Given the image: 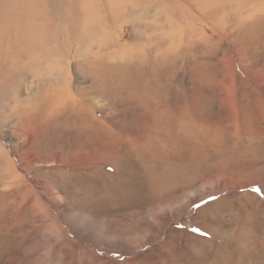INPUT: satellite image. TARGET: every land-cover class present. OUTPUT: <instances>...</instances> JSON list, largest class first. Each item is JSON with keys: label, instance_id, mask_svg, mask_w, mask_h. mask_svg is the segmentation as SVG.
Wrapping results in <instances>:
<instances>
[{"label": "rangeland", "instance_id": "rangeland-1", "mask_svg": "<svg viewBox=\"0 0 264 264\" xmlns=\"http://www.w3.org/2000/svg\"><path fill=\"white\" fill-rule=\"evenodd\" d=\"M3 153L74 250L16 186L0 264H264V0H0Z\"/></svg>", "mask_w": 264, "mask_h": 264}, {"label": "bare ground", "instance_id": "bare-ground-1", "mask_svg": "<svg viewBox=\"0 0 264 264\" xmlns=\"http://www.w3.org/2000/svg\"><path fill=\"white\" fill-rule=\"evenodd\" d=\"M216 10V14H218L217 12H223V11H225L226 9H225V7H222L221 6V8H219V9H215ZM214 10V11H215ZM137 19L138 18V11H136L135 13H134V19ZM151 18V17H150ZM228 17H227V15H226V18H224V20H226ZM154 20V19H153ZM114 21V20H113ZM140 21V20H139ZM208 21V20H207ZM190 23H192V22H190ZM152 26V25H151ZM190 27H191V25H190ZM186 28V27H185ZM194 28V27H193ZM192 28V29H193ZM197 28V27H196ZM184 29V28H183ZM193 30H195V29H193ZM117 31V30H116ZM191 31V30H190ZM188 33V35L187 36H189V32H187ZM115 34V32L114 31H111L110 32V36H112V35H114ZM181 37V36H180ZM156 38L157 37H151L149 40H146L148 43H149V45L146 47V46H144V48L142 47L141 49V53H142V57H145L146 59H150V55L152 54V53H154L155 54V52L157 51V48H156V46H157V40H156ZM185 38H187V37H185ZM183 41H185V39L183 40ZM86 43H88L87 41H86ZM151 46V47H150ZM90 47V46H89ZM89 47H88V45H86V51H84V52H86L87 54H88V56H90L91 54L89 53ZM178 47V46H177ZM189 47V46H188ZM81 49L80 48H77L76 49V52H77V54L79 55V54H81L83 51H80ZM80 51V52H79ZM79 52V53H78ZM157 53V52H156ZM85 54V53H84ZM83 54V55H84ZM58 63V62H57ZM57 65V64H56ZM64 65L65 66H63L64 68H63V70H61L62 68H60V70L61 71H63L64 72V78L63 77H61V72H59V73H55L54 72V76L53 77H51V78H49L48 80H47V82L49 83V84H52L53 82H54V80H55V82H58L59 83V81L60 80H64L65 79V75L66 74H68L69 73V67H70V61H67V64H65L64 63ZM58 68V67H57ZM56 70V69H55ZM51 73H53V72H51ZM51 76V75H50ZM63 76V75H62ZM67 77V76H66ZM55 78H57V79H60V80H57V79H55ZM68 79V78H67ZM65 82H66V80H65ZM78 82V81H77ZM59 84H61V83H59ZM70 84V83H69ZM63 87H65V89L67 90L66 92H70V89L68 88V85H65V86H63ZM62 87V88H63ZM50 92V91H49ZM52 93V92H51ZM21 96V95H20ZM22 97V96H21ZM15 98L17 99L18 97L17 96H15ZM232 99V98H231ZM232 101V100H231ZM21 103V102H20ZM27 120V119H26ZM27 122V121H26ZM20 124H21V129L22 128H24L25 127V123L23 122V120L20 122ZM20 131V130H19ZM22 131V130H21ZM28 139L27 140H29L30 139V141L34 138V134H28ZM33 141V140H32ZM60 153H61V150L58 152V151H56V153H55V156H59L60 155ZM79 154H81L80 152H79ZM1 156H2V154H1ZM3 156L5 157V158H7V161L9 162V164H11V167H12V170L10 171V172H8V173H6V174H4L3 175V185H5V186H7V190H4V191H0V202L1 203H3V205L5 204V203H7L8 201H10V200H12L13 198H15V197H17V195H18V191H20V189H14V188H16V186L17 187H20L21 188V190H24L26 193H27V197H26V199L22 202V203H20V205H19V207L17 208V209H15L13 212H12V215H11V217L9 218V223H10V225H11V229L13 230V229H15V227L17 226V225H20V222L23 220V218L25 217V215H26V213L23 211L24 210V207H25V204H27L28 202L30 203V202H32V205H33V207H32V211H31V213H33L34 214V217L35 218H40L39 219V222H37V220H35L34 219V223L35 224H33L32 226H28V229L27 230H25V233L24 234H22L21 235V238L22 237H24L25 238V236H29L31 233L33 234L34 233V231H36V229H44L45 228V230H48L49 229V227H50V234H49V242H50V245L48 244V243H46V242H39L38 244H35V245H33V249L34 250H39V249H41V250H44V255H43V257H45L46 255L45 254H47V251L46 250H50V246L52 247V249L54 248V250H55V248L56 247H59V248H66V247H69V251H70V253H71V251H73L74 249H72V250H70V246H71V243L69 242V240L67 239V237H66V235L64 234V232H62L61 231V228L58 226V224H57V222H56V217H55V215H56V213H55V211H47V209H46V201L47 200H54V198H56V196H55V192H53V191H51V189L50 188H48V187H50V186H48V187H45V186H43L42 185V183H41V185H42V189H43V192L42 193H38L37 192V190L36 189H34L33 188V186H31L27 181H26V179H24V177H22L21 175H19V174H17L16 172L17 171H15V169H14V165H13V163H12V161H11V159H9L7 156H6V154L5 153H3ZM31 156H33V155H31ZM77 155H74L73 157H76ZM36 157V156H35ZM70 159H73V158H70ZM69 159V160H70ZM89 160V159H88ZM72 161V160H71ZM78 161H80V160H78ZM16 174V175H15ZM21 174H23V173H21ZM16 179H18V181H16ZM1 181V180H0ZM220 181V180H219ZM218 181V182H219ZM52 188V187H51ZM203 194L200 196V199L202 200L203 198ZM188 199L189 200H185V202H183V206L186 208L188 205H190V203H192L193 201H195L196 199H194V198H192L191 199V197L190 196H188ZM191 199V200H190ZM59 203V202H58ZM56 204V203H55ZM182 205L179 207V209H178V211L180 212L181 211V209H183L184 207H183ZM54 209V208H53ZM164 211H167V210H164ZM170 212V211H169ZM176 212V211H175ZM173 214V213H172ZM68 217V216H67ZM151 218H153V220H155V219H157V214H153V215H151L150 216ZM46 221H48V223H46ZM38 224H37V223ZM153 222H155V221H153ZM74 227V229L76 230V229H79L80 230V228L77 226V228H76V226H73ZM154 227H155V225H154ZM156 228H157V226H156ZM64 230V229H63ZM41 231V230H40ZM87 234V233H86ZM31 236V235H30ZM23 239V238H22ZM46 241V240H45ZM47 242H48V240H47ZM64 244V245H63ZM49 245V246H48ZM63 245V246H62ZM129 248H130V246H129ZM59 251H61V250H59ZM71 256H72V254H71ZM70 256V257H71ZM62 264H64V263H62Z\"/></svg>", "mask_w": 264, "mask_h": 264}]
</instances>
